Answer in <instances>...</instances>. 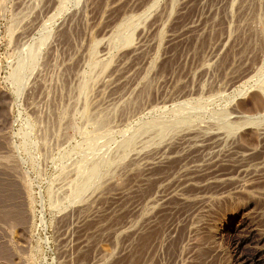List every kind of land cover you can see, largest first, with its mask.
Returning <instances> with one entry per match:
<instances>
[{"label":"rangeland","instance_id":"374dc122","mask_svg":"<svg viewBox=\"0 0 264 264\" xmlns=\"http://www.w3.org/2000/svg\"><path fill=\"white\" fill-rule=\"evenodd\" d=\"M0 264H264V0H0Z\"/></svg>","mask_w":264,"mask_h":264},{"label":"bare ground","instance_id":"6f19581e","mask_svg":"<svg viewBox=\"0 0 264 264\" xmlns=\"http://www.w3.org/2000/svg\"><path fill=\"white\" fill-rule=\"evenodd\" d=\"M212 174H214L215 176H217L218 177V175H219V173H218V171L217 172H214V173H212ZM214 178V177H213ZM215 179V178H214ZM218 179V178H217ZM209 180V179H208Z\"/></svg>","mask_w":264,"mask_h":264}]
</instances>
